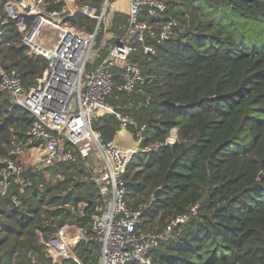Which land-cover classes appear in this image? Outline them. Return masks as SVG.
Returning <instances> with one entry per match:
<instances>
[{
	"label": "trees",
	"instance_id": "obj_1",
	"mask_svg": "<svg viewBox=\"0 0 264 264\" xmlns=\"http://www.w3.org/2000/svg\"><path fill=\"white\" fill-rule=\"evenodd\" d=\"M162 1L168 10L162 21L175 23L177 38L165 44L147 39L131 56L147 80L144 95L116 91L109 98L117 110L148 126L146 145L153 146L136 158L135 171L130 165L128 203L142 210L143 231L159 226L163 231L189 216L176 240L152 251L153 264H264V0ZM83 2L100 8L104 0ZM110 11L109 32L123 36L127 1L112 0ZM72 24L94 32L97 22L78 16ZM7 31L0 59L30 90L48 62L28 54L15 28ZM4 98L0 92V157L9 155L14 138L26 140L33 123L28 111ZM173 128L178 139L169 144ZM94 129L110 141L120 126L108 116ZM83 174L78 164L27 172L32 188L20 197L22 206L10 197L0 204V264H49L39 243V233L49 232L46 221L89 231V219L63 208L86 202L89 214L94 212L96 190ZM13 195H19L17 185ZM100 247L83 243L78 253L85 263L96 264Z\"/></svg>",
	"mask_w": 264,
	"mask_h": 264
},
{
	"label": "built area",
	"instance_id": "obj_2",
	"mask_svg": "<svg viewBox=\"0 0 264 264\" xmlns=\"http://www.w3.org/2000/svg\"><path fill=\"white\" fill-rule=\"evenodd\" d=\"M111 1L98 8L83 0H56L62 6L54 8L47 0H0V42L8 40L7 30L13 27L28 54L48 62L40 83L26 90L18 71L5 68L0 59V92L33 119L26 140L14 138L9 155L0 157V204L10 197L21 207L20 197L32 188L27 172L64 164L80 165L82 178L96 190L92 214L86 202L63 207L76 218L89 219V231L77 224L45 222L49 232L39 233V243L49 264H87L78 248L91 241L101 246L96 264H153L152 251L176 240L178 228L189 220L178 217L163 231L141 229L143 213L128 203L126 175L134 158L153 148L146 145L148 126L109 102L116 91L145 94L147 80L131 56L147 39L157 44L175 39V23H163L168 10L162 0H126L128 27L116 36L109 32ZM78 16L95 20V31L73 25ZM145 51L155 53L152 47ZM108 116L118 122L121 140L106 141L94 129L95 122ZM177 139L173 128L167 142ZM73 179L78 182L80 177ZM14 185L19 195L11 196Z\"/></svg>",
	"mask_w": 264,
	"mask_h": 264
},
{
	"label": "rangeland",
	"instance_id": "obj_3",
	"mask_svg": "<svg viewBox=\"0 0 264 264\" xmlns=\"http://www.w3.org/2000/svg\"><path fill=\"white\" fill-rule=\"evenodd\" d=\"M176 38H177V37H176ZM91 58H95V54H94V53L91 54ZM5 98L8 99V100H10V99H9V96H8L7 94H5ZM5 98H4V99H5ZM116 137L118 138V140H121V135H120V134H117ZM139 155H140V154H139ZM139 155H138V156H139ZM138 156H136L135 159H136ZM135 159H134V161L131 163V165L134 164V163L137 161V159H136V160H135ZM23 160H24V159H23ZM131 167L133 168L132 171H135V170L137 169V166H136V165H134V166L132 165ZM163 227H164V226H163ZM160 228H162V226H159L158 228H155V229H152V230H148V231H157V229H160ZM165 229H166V228H164V229H162V230H165Z\"/></svg>",
	"mask_w": 264,
	"mask_h": 264
},
{
	"label": "water",
	"instance_id": "obj_4",
	"mask_svg": "<svg viewBox=\"0 0 264 264\" xmlns=\"http://www.w3.org/2000/svg\"><path fill=\"white\" fill-rule=\"evenodd\" d=\"M261 177H263V176H261ZM158 194H159V191H156V192H155V198L158 197Z\"/></svg>",
	"mask_w": 264,
	"mask_h": 264
}]
</instances>
